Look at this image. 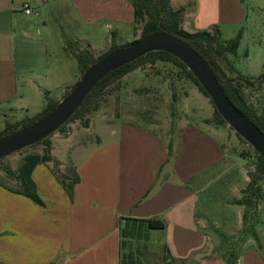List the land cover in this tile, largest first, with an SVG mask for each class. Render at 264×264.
I'll list each match as a JSON object with an SVG mask.
<instances>
[{"label":"crops","instance_id":"crops-1","mask_svg":"<svg viewBox=\"0 0 264 264\" xmlns=\"http://www.w3.org/2000/svg\"><path fill=\"white\" fill-rule=\"evenodd\" d=\"M173 1H169L172 7L184 5L173 6ZM190 1L192 10L184 11L182 18L184 30L185 17L192 11L199 7L210 11L220 4V0ZM23 2L33 11L52 7L65 23L49 37L62 53H54L42 67L38 53L26 67L45 68L40 77L60 91L55 100L78 78L66 42L77 41L78 46L71 43L73 48H86L96 57L118 44L119 27H129L134 34L131 0H0L5 45L0 54V103L16 97V63L9 50L13 44L28 42L29 37H22L26 31L20 30L19 36L21 26L14 24L15 12L24 14ZM102 27L113 32L108 44L94 49ZM39 43L45 44L44 38H37L35 44ZM52 74L59 77L50 79ZM30 85L37 95L42 91L47 95L38 80ZM209 116L198 123H170L162 135L148 124L126 120L104 124L96 112L87 115L86 126L76 119L52 134V160L36 164L30 173L41 203L0 186V264H264V245L256 246L261 240L256 203L244 202L249 181L244 162L234 158L226 125L206 121ZM90 127L96 129L92 141L84 135ZM53 162L65 181L76 177L70 195L52 173ZM201 194L211 196L216 206L206 205ZM228 211L235 220L230 228L209 221L220 219V214L225 219L223 213ZM146 220L160 221L162 226L148 227ZM150 231L159 232L164 243L153 262L147 259L156 252L145 243ZM217 236L232 245L225 242L221 249Z\"/></svg>","mask_w":264,"mask_h":264},{"label":"rangeland","instance_id":"rangeland-1","mask_svg":"<svg viewBox=\"0 0 264 264\" xmlns=\"http://www.w3.org/2000/svg\"><path fill=\"white\" fill-rule=\"evenodd\" d=\"M181 2L184 3L185 12L192 10L193 6L190 0H174L173 6ZM14 18V24L21 26V28L17 29L19 36H22L19 31L23 29L26 31V35L22 36L24 40L25 37L29 38L26 45L13 44V49L9 50L16 63L14 76V94L16 97L9 102L3 101L0 103V127H3L4 121L18 124L26 118L25 116L30 117L38 110L39 112L41 111L45 103V92L42 91L37 95L30 85L33 80H38L42 86H45L43 90H48L47 95L50 98L55 99L60 94V91L52 88V83L40 77L45 72V68H39L34 71L26 67L31 65L38 53L41 54L40 57L37 56L39 63H41L39 67H42V64L47 61H51L54 53L58 52L60 54L62 50L59 49L58 43H49V37L56 33L57 26L65 24L64 21L56 12L54 13L52 7L40 11L36 9L30 15L15 12ZM185 21L187 25L184 28L188 31L211 30L215 26L219 31V38L222 40L230 39L239 34L238 44L234 53L226 56L230 64V68L225 70L227 76L255 78L261 73L264 65V0H220V4H215L213 10L208 11L204 7H199L197 12L192 11L188 14L185 17ZM66 30L70 32L67 27ZM112 32L102 27L100 33L94 39V49L96 47L100 48L101 44H108L106 39L111 36ZM139 32V28L136 27L132 36L131 29L122 26L117 29L115 40L118 44L123 45L137 38ZM37 38H44L45 44H35ZM1 39L2 35H0V54L3 53L5 47ZM70 43L75 46L80 44L73 40ZM9 46L11 45L9 44ZM104 50L107 51V49ZM105 51L97 53L96 57ZM65 62H68V60ZM79 74L78 68V76ZM58 77L56 74L49 76L50 79ZM74 82H71V85ZM71 85H68L67 89ZM242 90L247 103L260 112L264 102V83L256 87H243ZM96 110L101 116L100 121L104 124L115 123L120 120L148 124V126H152L162 135L169 129L170 123L185 121L198 123L209 114L208 121L215 124L212 121L213 112H210V110H213V108L209 99L197 89L192 81L179 74L173 64L159 60L153 63H144L110 83L98 101ZM95 113L91 112L88 115ZM79 121V119L76 120L78 124H81ZM69 123H66L63 129L68 128L67 125ZM226 127L228 138H230L235 147L236 154H234V158L238 162H244L247 178H250L251 175L259 177L256 179L260 193L259 198L256 199V232L261 240L256 242V246L258 243L264 245V173H257L255 169L257 160L252 148L243 140L238 139L232 129L228 126ZM93 130L96 129L90 127V129L84 131V135L91 141L95 139ZM58 148L59 150L62 149L61 147ZM41 150V145H34L1 159L0 186L15 185L13 179L5 173V166L14 169L25 153L41 152ZM199 198L200 200L204 199L206 202L204 203L210 207L216 206L214 204L215 200H212L208 194H201ZM223 214L225 219L224 217L221 218L222 214H220V219L210 218L209 221L217 222L220 228H230L235 222L232 218L233 214L229 211ZM145 236H147L145 243L149 244L156 252L153 257H148L147 259V262H153L156 260V254H162L163 237L159 232L153 231L148 232ZM217 237L221 249H224L225 242L227 246L233 243L230 240L225 241L223 237ZM142 263L145 264L144 262Z\"/></svg>","mask_w":264,"mask_h":264},{"label":"trees","instance_id":"trees-1","mask_svg":"<svg viewBox=\"0 0 264 264\" xmlns=\"http://www.w3.org/2000/svg\"><path fill=\"white\" fill-rule=\"evenodd\" d=\"M169 1L170 0H131L134 24L133 28H139L140 32L138 36L149 32L165 31L180 37L206 62L215 77L220 81V85L230 102L264 134V102L260 112H258L255 107L247 103L242 90L243 87H256L264 83V65L261 73L255 78L227 76L225 70L226 68H230V64L228 63L226 56L227 54L234 53L238 44L239 34L230 39L222 40L219 38V31L215 26H213L211 30H194L191 32L186 31L181 27L182 18L185 11L184 7H172ZM118 46H120V44L112 43L107 50L114 49ZM65 48L74 56L79 68V72H81L92 60L96 58L86 48H73L70 42L65 44ZM156 60L173 64L177 68L179 74H182L184 77L192 81L197 89L207 97L201 86L197 83L191 73L185 68L182 62L167 52L151 51L132 62L114 69L98 80L87 96L80 103L75 112L64 124L58 128V132H62L64 130L63 128L65 124L71 122L74 119H79L81 124L86 126L88 121L87 115L96 109L98 101L105 93V89L110 83L118 80L121 76L132 71L133 69H136L140 65L144 63H153ZM66 90L63 92V94L66 92ZM44 99V106L37 114L26 117L18 124H11L7 121H4L3 128L0 130V135L15 129L18 126L25 125L37 117L47 113L54 106L56 100L48 97L46 93L44 94ZM212 112V121L217 124L225 125L224 121L214 110V108ZM235 135L238 139L242 140L236 133ZM34 145H41V152L25 153L14 169H11L8 166L4 167L5 173L13 179L15 184L13 186H4L6 189L22 194L36 203H41L35 192L34 183L30 177V173L36 164L52 160V157L49 154V137L31 144L26 148L33 147ZM253 153L257 160L255 169L257 170V173L259 172L260 174H263L264 159H262L255 151H253ZM51 170L66 193L70 195L71 185L76 180V177H71L70 181H65L63 176H61L56 170L55 162H53V167ZM258 178L259 177H256V175H251L249 178V181L244 189V192L246 193L244 202L246 204L250 203L254 206L256 199L260 196L259 187L256 183V179ZM146 222L148 227L156 228L162 226L160 221L146 220Z\"/></svg>","mask_w":264,"mask_h":264},{"label":"water","instance_id":"water-1","mask_svg":"<svg viewBox=\"0 0 264 264\" xmlns=\"http://www.w3.org/2000/svg\"><path fill=\"white\" fill-rule=\"evenodd\" d=\"M151 51L167 52L182 62L225 125L264 159V134L230 102L202 57L180 37L165 31L142 34L92 60L47 113L0 135V159L57 133L98 80Z\"/></svg>","mask_w":264,"mask_h":264},{"label":"built area","instance_id":"built-area-1","mask_svg":"<svg viewBox=\"0 0 264 264\" xmlns=\"http://www.w3.org/2000/svg\"><path fill=\"white\" fill-rule=\"evenodd\" d=\"M21 7L24 14H31L33 11L32 7L27 2H23Z\"/></svg>","mask_w":264,"mask_h":264}]
</instances>
